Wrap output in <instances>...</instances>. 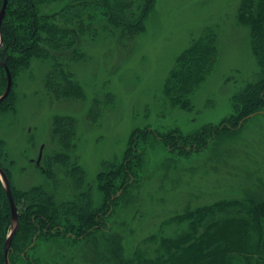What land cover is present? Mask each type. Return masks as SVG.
Returning a JSON list of instances; mask_svg holds the SVG:
<instances>
[{"label": "rangeland", "instance_id": "374dc122", "mask_svg": "<svg viewBox=\"0 0 264 264\" xmlns=\"http://www.w3.org/2000/svg\"><path fill=\"white\" fill-rule=\"evenodd\" d=\"M240 2L157 0L133 50L122 52L112 37L88 43L82 50L85 57L67 65L87 95L85 102L53 100L44 82L50 65L40 60L17 73L11 91L17 110L4 116L0 113V140L6 144L0 160L10 170L7 176L13 190L46 185L44 170L60 153L58 141L51 137V120L57 114L77 121L79 142L71 162L86 170V189H91L96 208H102L107 200L98 179L103 167L123 162L135 131L134 135L140 130L152 132L149 138L139 136L140 157L130 162L136 167L134 175L131 179L122 175L115 182L117 192L105 208L106 229L92 230L79 242L66 245L59 237L40 235L39 231L25 242L26 246L32 243L24 253L40 264H119L112 253L117 248L110 244L113 235L120 236L129 256L141 242L151 245L145 241L148 237H173L184 231L188 221L178 224L175 218L187 211L224 199L264 196L262 113L208 139L206 146L174 145L180 137L192 136L206 124H221L230 117L232 96L260 77L250 30L239 20ZM58 8L54 3L43 12L54 13ZM207 27L219 34L218 61L192 96V109H185L168 100L166 79L177 57ZM107 93L118 105L102 102L101 117L94 125L88 113L95 100L105 101ZM53 168L62 182L59 201L76 199L79 192L73 191L63 166L56 163ZM12 228L13 222L7 236ZM11 258L9 248L13 264Z\"/></svg>", "mask_w": 264, "mask_h": 264}, {"label": "trees", "instance_id": "16d2710c", "mask_svg": "<svg viewBox=\"0 0 264 264\" xmlns=\"http://www.w3.org/2000/svg\"><path fill=\"white\" fill-rule=\"evenodd\" d=\"M156 1L8 0L1 25L0 96L8 85L4 62L11 70L14 85L18 72L31 68L36 60H40L45 66L50 65L44 82L53 100L87 101L82 85L68 71L67 65L71 61H81L86 55L82 52L84 46L102 36L115 38L122 52L133 50L137 37L146 29ZM3 2L0 0V11ZM54 3L59 5L54 13L43 12V8ZM239 13L240 23L250 30V42L258 59L260 77L232 96L233 112L230 117L221 124L208 123L192 136L180 137L175 146L181 143L191 147L197 144L206 146L208 139L213 140L226 131L236 129L240 121L244 124L260 113L264 115V0H241ZM67 51L70 52L68 56ZM218 56L219 34L215 28L207 27L177 57L165 83L168 100L174 105L192 109L191 98L214 69ZM12 95L10 92L0 103L3 116L17 110ZM99 100L94 101L88 113V120L94 125L101 117L102 102L110 107L118 105L110 93L106 94L105 101ZM251 114L255 115L248 118ZM77 126L73 116L57 114L53 117L51 137L58 141L60 153L44 170L46 185L26 190L12 188L20 222L10 245L13 264L21 261L40 264L28 252L24 253L32 243L26 246L25 242L33 240L39 231L40 235L59 237L64 244H74L82 239L81 236L91 235L92 230L106 229L108 210L105 208L113 202L117 192L115 182L122 175L131 179L136 167H132L130 162L140 157L138 149L142 144L139 136L149 138L152 133L140 130L138 135H134L135 131L123 162L103 167L98 179L107 200L102 208H96L91 189H86L89 186L86 170L79 163L71 162V153L79 142ZM5 147V142L0 140V159ZM56 163L63 166L73 191L76 194L79 192L72 201L58 199L62 182L53 168ZM0 167L7 175L10 174L1 160ZM186 220L188 227L184 231H178L173 237H148L145 241L152 244L143 246L141 242L129 256L120 236L113 235L110 244H114L117 250L112 253H116L119 264H264V196L224 199L175 218L178 224ZM12 222L11 204L0 179V264H6L5 243Z\"/></svg>", "mask_w": 264, "mask_h": 264}, {"label": "water", "instance_id": "95a60500", "mask_svg": "<svg viewBox=\"0 0 264 264\" xmlns=\"http://www.w3.org/2000/svg\"><path fill=\"white\" fill-rule=\"evenodd\" d=\"M7 5H8V0H4L3 6H2L1 11H0V38H1V42H2L1 25H2V22L5 18ZM3 66L5 67L6 72H7L8 85H7L6 91L0 96V103L9 95V93L12 90V84H13L12 74H11V71L8 67L7 62H4ZM255 114L249 115L248 118L251 116H254ZM0 178L2 179V182L5 186V189H6L10 204H11V208H12L13 228H12L10 235L8 236L6 243H5V263L11 264L10 259H9V248H10V245L12 243V240H13L15 234L17 233V230L19 229L20 222H19L17 206L15 204V200L13 197L9 178H8L7 174L5 173V171L1 167H0Z\"/></svg>", "mask_w": 264, "mask_h": 264}]
</instances>
